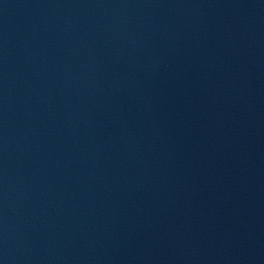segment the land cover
I'll return each mask as SVG.
<instances>
[{"label":"water","instance_id":"95a60500","mask_svg":"<svg viewBox=\"0 0 264 264\" xmlns=\"http://www.w3.org/2000/svg\"><path fill=\"white\" fill-rule=\"evenodd\" d=\"M0 264H264V0H0Z\"/></svg>","mask_w":264,"mask_h":264}]
</instances>
